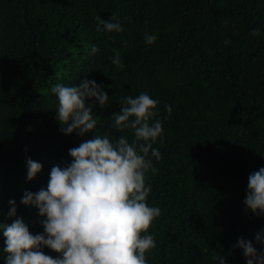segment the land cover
Wrapping results in <instances>:
<instances>
[{"label":"trees","instance_id":"obj_1","mask_svg":"<svg viewBox=\"0 0 264 264\" xmlns=\"http://www.w3.org/2000/svg\"><path fill=\"white\" fill-rule=\"evenodd\" d=\"M97 15L123 30L98 31ZM145 32L156 41L146 45ZM113 49L122 68L112 64ZM81 78L95 79L109 103L92 105L93 130L65 134L50 88ZM141 91L157 99L163 126L152 145L158 171L145 176L146 203L160 208L147 229L155 240L148 264H217L219 254L245 264L233 245L243 237L259 249L254 234L264 227V216L243 204L248 174L264 165V0H0V222L19 216L42 232L37 209L20 202L23 191L46 187L51 166L69 162L68 148L82 140L131 141L130 129L110 127L112 114ZM26 157L42 165L30 180Z\"/></svg>","mask_w":264,"mask_h":264},{"label":"clouds","instance_id":"obj_2","mask_svg":"<svg viewBox=\"0 0 264 264\" xmlns=\"http://www.w3.org/2000/svg\"><path fill=\"white\" fill-rule=\"evenodd\" d=\"M95 20L98 31L123 30L118 19L97 15ZM250 32L255 36L260 28ZM143 39L146 45L152 44L157 34L145 32ZM96 50L92 44L90 52ZM113 53L112 64L122 68L119 51L113 49ZM50 90L56 98L60 131L65 134L82 136L93 130L97 120L92 105L109 103L108 93L92 78H81L77 85L58 82ZM119 103L110 127L130 129L131 141L125 135L114 139L107 134L93 135L68 148L69 162L51 166L46 187L25 189L20 202L37 209L43 231L30 232L19 216L11 223L0 222L4 264H148L145 252L155 246V240L147 229L160 208L146 203L151 185L145 183V176L149 170L152 174L158 171L152 158L159 160L161 154L152 145L162 135L163 126L156 117L158 101L147 92L125 95ZM164 107L171 111V105ZM41 167L39 161L26 157V180ZM7 203V215L15 216V200L9 198ZM243 204L245 211L264 216V165L248 174ZM254 240L259 249L243 237L233 247L242 249L245 264H264V227L256 231ZM45 246L58 255L46 254ZM212 259L227 264L221 254Z\"/></svg>","mask_w":264,"mask_h":264}]
</instances>
